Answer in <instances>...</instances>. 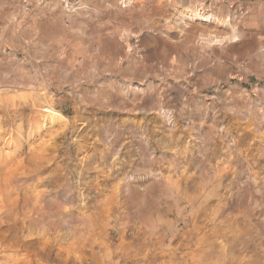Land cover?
Returning a JSON list of instances; mask_svg holds the SVG:
<instances>
[{
	"label": "rangeland",
	"instance_id": "1",
	"mask_svg": "<svg viewBox=\"0 0 264 264\" xmlns=\"http://www.w3.org/2000/svg\"><path fill=\"white\" fill-rule=\"evenodd\" d=\"M129 1L0 0V162L37 156L9 193L37 226H1L0 264H264V0ZM192 6L247 40L188 43Z\"/></svg>",
	"mask_w": 264,
	"mask_h": 264
},
{
	"label": "bare ground",
	"instance_id": "2",
	"mask_svg": "<svg viewBox=\"0 0 264 264\" xmlns=\"http://www.w3.org/2000/svg\"><path fill=\"white\" fill-rule=\"evenodd\" d=\"M129 4L131 3V1H129ZM189 4V3H188ZM190 5V4H189ZM203 5V4H202ZM125 7V6H124ZM128 7V6H127ZM185 7V6H184ZM205 8V7H204ZM188 9V7H187ZM186 11V10H185ZM181 13V12H180ZM228 13V12H227ZM246 14H244L243 16H241V18L239 19L238 22H235L234 20L232 21L230 15H226V18H219L217 16H213L211 14H208L206 12L203 11L202 7L200 9L196 8H190L187 12H184L182 14H180L177 18H175L176 21V29L178 27V36L182 37L184 36L185 39H187L188 43L192 44V35H194V33H197V31H200L199 25L203 24V23H212L215 25V27H224L225 29H227L228 33L222 37L219 38H215V42L214 43H218L219 45L223 46V45H229V46H234L233 44L241 41L242 43H244L247 39H246V33L245 31L242 29L241 27V22L245 19ZM176 17V16H175ZM221 17V16H220ZM225 17V16H224ZM175 23V22H174ZM173 23V24H174ZM172 24V25H173ZM175 26V25H174ZM174 28V27H173ZM214 28V27H213ZM176 32V31H175ZM208 32V31H207ZM215 32V31H214ZM199 33V32H198ZM176 34V36H177ZM200 34V33H199ZM204 33H202L203 39H204ZM257 34V33H256ZM254 34V35H256ZM196 35V34H195ZM201 35V34H200ZM199 35V37H200ZM210 35V34H209ZM208 35V36H209ZM252 37L254 36L253 33L251 34ZM177 36V37H178ZM201 36V37H202ZM214 35H212L213 37ZM173 37V36H172ZM210 37V36H209ZM211 37V38H212ZM256 37V36H255ZM255 37H253L255 39ZM210 38V39H211ZM179 39V38H178ZM184 39V38H183ZM182 39V40H183ZM184 39V40H185ZM201 39V38H200ZM199 39V40H200ZM207 39V38H206ZM252 39V38H250ZM253 40V42H249V47L254 48L257 51L258 56L262 57V59L264 60V33L259 34V37L257 39H255V41ZM104 40V39H103ZM181 40V41H182ZM183 40V42H185ZM209 40V39H207ZM174 41V39H173ZM203 41V40H201ZM206 41V40H205ZM214 40H212L213 42ZM180 42V41H178ZM177 39H176V43ZM197 42V40H196ZM187 43V44H188ZM194 43V42H193ZM200 43V42H199ZM209 43V41H208ZM186 44V46H187ZM211 44V42H210ZM180 45V43H179ZM190 45V44H189ZM202 45V43H201ZM217 45V44H215ZM218 45V46H219ZM199 46V45H198ZM203 46V45H202ZM208 46V45H207ZM213 46V45H212ZM177 47L179 48L180 46H176L174 48L177 49ZM189 47V46H187ZM196 47V46H195ZM201 47V46H200ZM199 47V48H200ZM205 46H203L204 48ZM211 47V45H210ZM194 48V45H193ZM88 49V48H87ZM169 50V49H168ZM109 51V50H108ZM170 51V50H169ZM180 51V48H179ZM178 51V52H179ZM196 54V53H195ZM110 55V54H109ZM35 58V57H34ZM110 58V57H109ZM180 58V57H179ZM182 58V57H181ZM33 59V58H32ZM86 61V59H85ZM193 61V60H192ZM144 62V61H143ZM112 63V62H111ZM119 64V63H118ZM146 64V63H145ZM111 66V65H110ZM127 66V65H126ZM48 67V66H47ZM135 67V66H134ZM143 67V66H142ZM184 67V65H183ZM98 68V67H97ZM131 68V67H130ZM150 68V67H149ZM158 68V67H157ZM115 69V68H114ZM106 71V70H105ZM126 71V69H125ZM146 71V70H145ZM104 72V71H103ZM123 72V71H122ZM121 72V73H122ZM45 73V72H44ZM124 73V72H123ZM175 73V72H174ZM124 76V75H123ZM8 78V77H7ZM21 79H16V80H10L9 79V83L15 86H19L21 88H25L26 86H28L29 83L31 82H36L35 80L29 78H23L20 77ZM79 79V78H78ZM47 80V79H46ZM146 82V81H145ZM2 83V82H1ZM146 84V83H145ZM141 86V85H140ZM12 87V86H11ZM19 89V88H18ZM136 89H138L139 91L143 90V88L139 87L138 85H134L131 84L129 85V87L127 88V90L132 94L133 91H135ZM156 91V90H155ZM145 93V92H144ZM153 93V92H152ZM109 95V94H108ZM105 97V96H103ZM15 98V97H13ZM12 98V99H13ZM8 99V98H6ZM5 100V99H3ZM2 100V101H3ZM16 100V99H15ZM27 100V99H26ZM25 100V101H26ZM29 100V99H28ZM19 101V100H18ZM15 101V102H18ZM24 101V100H21ZM9 102V100H8ZM28 101H26L27 103ZM6 103V101L4 102ZM19 103V102H18ZM25 103V102H24ZM25 103V104H26ZM133 103V102H132ZM9 104V103H8ZM137 104V103H136ZM3 105V104H2ZM6 105V104H5ZM11 105V104H10ZM16 105V104H14ZM20 105V104H18ZM30 105V104H29ZM8 106V105H7ZM26 106V105H25ZM136 106V105H134ZM5 109H7L6 107H3ZM13 110H10V109ZM2 109V108H1ZM10 109H7L11 115V112L13 113H23L25 111V108H21L19 110H15V108H13V106H10ZM4 112V110H3ZM6 113V112H5ZM8 114V113H7ZM14 115V114H13ZM263 116V115H262ZM59 121V120H58ZM263 121V120H262ZM261 121V122H262ZM264 122V121H263ZM168 124V123H167ZM169 129V128H168ZM20 135V134H19ZM22 141V140H21ZM30 150V149H29ZM33 155V156H32ZM1 156V154H0ZM3 156V155H2ZM34 166L31 167V173H29L28 177L26 178L25 175L22 172V169H24V167L28 166ZM42 166V164L40 165ZM43 167V166H42ZM37 176V156L34 154H30V156L27 159L21 160V161H17L12 160L11 159L9 161H1L0 162V228L3 224H8L11 226H16L19 224H23V223H29L31 226H37V194L35 195H29L28 192L22 193L21 195H17L16 199H11L9 197V193L10 190H12L13 188H15V186H19L20 184H24L25 182L29 181L30 179L32 180L33 178H35ZM35 192V191H33ZM72 193V192H71ZM20 194V193H19ZM64 200H68L67 196H64ZM32 200V201H31ZM49 203V202H48ZM53 204V203H52ZM41 207V206H40ZM55 207H57V212H51L49 211L47 214L44 215V219L45 218H49L51 220H53V222H58V221H62L68 218V215L62 212V204H59L58 206L55 205ZM60 207V208H59ZM6 208V209H5ZM40 209V208H39ZM38 209V210H39ZM47 209V208H46ZM43 211V209H42ZM45 211V210H44ZM39 214V213H38ZM70 217V216H69ZM72 218V217H71ZM69 219V218H68ZM70 220V219H69ZM25 225V224H24ZM13 234V233H12ZM12 234H7L6 232H2L0 230V238L4 239H15V238H20L22 236L19 235H12Z\"/></svg>",
	"mask_w": 264,
	"mask_h": 264
}]
</instances>
